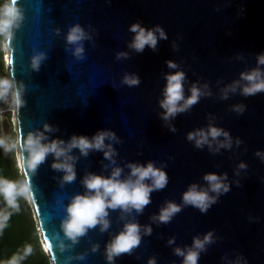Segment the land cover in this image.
Instances as JSON below:
<instances>
[{"label":"water","instance_id":"obj_1","mask_svg":"<svg viewBox=\"0 0 264 264\" xmlns=\"http://www.w3.org/2000/svg\"><path fill=\"white\" fill-rule=\"evenodd\" d=\"M18 2L24 20L7 47V63L9 78L25 86V104L15 108L19 142L29 131L42 130L44 123L57 128L48 133L49 139L67 140L73 133L91 136L98 129H111L118 137L112 142L115 165L99 150H89L85 156L73 149L76 175L71 182H61L62 172L51 167V154L35 170L20 160L31 186L30 204L42 248L51 264H108L106 243L133 220L141 225L140 243L130 253L116 256L114 264H147L150 257L156 264H182L183 257L174 249L191 246L194 237L210 230L212 241L200 252L197 264H233L237 258L246 264H264V158L256 155L258 150L264 152V92L245 96L240 91L245 83L240 73L257 67V55L264 52V0ZM133 22L145 28L159 25L166 38H158L154 49L145 45L137 52L128 46ZM74 23L91 37L83 42L85 53L79 60L66 50L64 41ZM33 51L46 53L38 71L29 67ZM118 52L127 55L117 58ZM169 60L177 68H170ZM177 70L185 74V96L193 84L204 94L165 121L159 104L165 74ZM125 73L137 75L139 84L122 83ZM234 81H239L236 90L223 97L222 91ZM234 105H243L244 110L237 112ZM11 120L0 117L3 138L7 139ZM210 124L229 133L230 147L213 151L187 139L190 131ZM216 147L212 141V148ZM147 161L163 168L168 179L163 188L150 193L141 212L108 209L106 230L98 224L75 243L63 235L64 206L85 191L86 174L107 176L120 166L123 178L129 162ZM240 162L247 166L239 168ZM207 173L226 174L229 190L201 212L185 205L182 193L191 183L207 187L203 179ZM168 201L180 205V211L166 223L154 220ZM145 225L151 227L149 234L144 233ZM59 242L65 245L63 251L56 246ZM79 255L83 259H77Z\"/></svg>","mask_w":264,"mask_h":264},{"label":"clouds","instance_id":"obj_2","mask_svg":"<svg viewBox=\"0 0 264 264\" xmlns=\"http://www.w3.org/2000/svg\"><path fill=\"white\" fill-rule=\"evenodd\" d=\"M24 20V9L18 0H0V43L9 47L14 39L15 31L21 26ZM57 33L59 29L55 30ZM129 31L133 33L129 42V47L137 52L143 51L145 45L155 48L158 38H166V33L161 26L155 25L153 28H145L139 22H133L129 25ZM91 39L89 33L79 23L69 26L64 35L66 50L76 59L84 57V41ZM68 46H71L70 48ZM117 58L126 56L125 52H118ZM46 58L43 51H33L29 57V67L33 71H38L42 61ZM170 68H177L174 61H167ZM264 52L257 55V67L246 72L240 73V80L244 81L240 85L242 95H254L257 92H264ZM185 74L181 70L165 74V85L162 90V98L159 100L163 112L161 118L165 121L174 117L178 112L186 111L192 104L196 103L200 96L204 94L202 88L193 84L190 88V94H184ZM121 82L133 86L139 84V77L135 74L125 73ZM239 81H234L227 85L222 91V96L226 97L228 91H235ZM207 85H204L206 88ZM25 86L22 82L0 76V101L11 98V104L19 109L25 104L23 98ZM233 109L237 112L244 110L243 105H234ZM171 130H175L169 125ZM57 128L49 123L42 125V130L29 131L21 144L19 140L9 143L6 138H0V147L5 152L12 151L19 147L16 153L17 158L32 170H35L49 154L53 160L51 167L62 172L61 182H71L75 179V160L73 149H78L81 155H87L89 150H99L104 158L115 165L114 156L116 153L112 142H118V137L111 129H98L91 136L85 134L73 133L67 140L60 137L49 139L48 133L55 132ZM224 137L218 140V137ZM187 139L192 140L196 147L209 145L213 151L219 147L228 148L231 146V137L229 133L215 125H209L207 128L196 129L187 133ZM107 141V143H106ZM212 141H216L217 147L212 148ZM239 143V140H237ZM256 155L264 158V152L259 150ZM247 165L240 162L238 167L245 168ZM129 172L121 178L122 168L114 166L109 175L88 173L82 178L85 191L77 193L71 197L64 206L65 216L61 221L63 235L73 243L84 235L89 228L100 225V230L104 231L109 226L107 219L108 209L120 208L122 211L135 209L141 212L145 205L150 202V193L154 190L163 188L167 183L166 171L154 165L152 161L143 164L129 162L127 165ZM207 182V187L191 183L182 193V201L185 205L191 204L197 207L201 212H206L211 204L216 202L219 194L229 190L226 174L207 173L203 176ZM0 197L3 198L8 209L19 210L18 198L23 197L30 200L32 197L31 186L25 178L24 180H10L0 176ZM180 211V205L168 201L165 206L153 217L160 222H168L171 217ZM10 211L0 213V229L5 226L10 216ZM140 229L136 221H128L123 228L117 232L105 245V259L108 264H114V258L121 253H130L133 248L140 243ZM151 227L144 226V233L149 234ZM212 241L211 230L203 237H194L191 246L186 248L176 247L174 252L183 257L182 264H197L200 252L205 249L206 244ZM169 243L173 242L169 238ZM63 251L65 245L59 242L56 245ZM96 245L92 250H96ZM32 248L30 245L24 249V256L30 254ZM23 256L14 255L9 264H18V260ZM71 259V258H69ZM77 259H83L82 255ZM147 264H156L155 259L150 257ZM233 264H246L241 258L233 261Z\"/></svg>","mask_w":264,"mask_h":264},{"label":"trees","instance_id":"obj_3","mask_svg":"<svg viewBox=\"0 0 264 264\" xmlns=\"http://www.w3.org/2000/svg\"><path fill=\"white\" fill-rule=\"evenodd\" d=\"M0 76L9 77L5 70L0 45ZM1 102V101H0ZM0 138H3L0 127ZM0 176L10 180H20L21 177L12 152H5L0 147ZM19 210L8 209L0 197V213L10 211L5 226L0 229V264H9L14 255L23 256L18 264H50L49 255L43 250L38 238L36 223L32 218L30 205L23 197L18 198ZM30 245L32 251L24 256V249Z\"/></svg>","mask_w":264,"mask_h":264},{"label":"rangeland","instance_id":"obj_4","mask_svg":"<svg viewBox=\"0 0 264 264\" xmlns=\"http://www.w3.org/2000/svg\"><path fill=\"white\" fill-rule=\"evenodd\" d=\"M0 45H1V55H2L4 68H5L6 71H8V63H7L6 58H5V55H6L7 51H8V48L5 47L3 43H0ZM14 109H15V106L11 104V98L10 97L7 100H3V101L0 102V117L1 116H9L12 119L10 128L8 130V136H7V139H8L9 143H12V142H15V141L18 140L17 139V125H16L15 121L13 120V111H14ZM18 151H19V148L17 147L16 149H14L12 151H7V152H12V154H13V156L15 158V162H16V165H17V168H18L19 175L21 177L20 180H24L22 169L20 167V164H19V161H18V158H17V155H16V153ZM27 202L30 205L32 218H33L34 222L36 223V229L38 230L37 222H36V219H35V214L33 212L31 204H30L31 202H30V200H27ZM38 238H39V241H40V245L42 247V241H41L39 230H38ZM50 264H51V262H50Z\"/></svg>","mask_w":264,"mask_h":264},{"label":"bare ground","instance_id":"obj_5","mask_svg":"<svg viewBox=\"0 0 264 264\" xmlns=\"http://www.w3.org/2000/svg\"><path fill=\"white\" fill-rule=\"evenodd\" d=\"M5 58H6V61L8 62V51H7L6 55H5ZM13 120H14L15 123H16V119H15V109H14V111H13ZM18 161H19V163H20V160H19V159H18Z\"/></svg>","mask_w":264,"mask_h":264}]
</instances>
